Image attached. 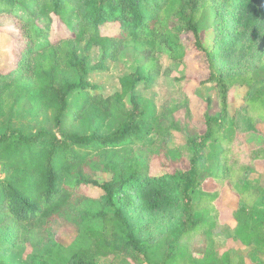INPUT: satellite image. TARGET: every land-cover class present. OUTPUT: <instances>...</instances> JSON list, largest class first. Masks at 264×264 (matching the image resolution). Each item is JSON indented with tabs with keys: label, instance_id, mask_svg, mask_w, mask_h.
Instances as JSON below:
<instances>
[{
	"label": "trees",
	"instance_id": "trees-1",
	"mask_svg": "<svg viewBox=\"0 0 264 264\" xmlns=\"http://www.w3.org/2000/svg\"><path fill=\"white\" fill-rule=\"evenodd\" d=\"M3 14L15 19L20 47L15 68L0 73V264H99L103 254L133 264H264V185L247 177L264 150H250L246 160L239 150V133L264 125V55L244 72L220 66L224 45L231 54L244 41L252 51L263 40L264 0H0ZM54 18L69 37L50 39ZM184 34L205 57L208 78L200 84L214 85L219 111L204 114L202 134L187 136L184 172L151 175L154 161L171 169L183 160L169 138L173 115L189 111L190 99L179 91L159 107L150 92L186 64ZM92 50L100 52L94 69ZM127 51L135 61L125 62L113 93L90 83L88 74L119 66ZM237 85L248 92L232 114L228 94ZM208 180L212 193L201 188ZM226 186L238 198L231 226L214 204ZM90 187L101 196L90 197ZM129 209L173 212L165 244L141 239ZM63 226L76 228L69 245L54 239ZM198 231L205 238L216 231L249 251L204 245L195 255L181 242ZM19 247L30 248L28 260L7 262Z\"/></svg>",
	"mask_w": 264,
	"mask_h": 264
},
{
	"label": "rangeland",
	"instance_id": "rangeland-1",
	"mask_svg": "<svg viewBox=\"0 0 264 264\" xmlns=\"http://www.w3.org/2000/svg\"><path fill=\"white\" fill-rule=\"evenodd\" d=\"M50 26V39L56 41L60 38L69 37L70 30L62 25L61 22L54 18ZM18 28L15 26V19L11 18L7 14L0 15V73H8L15 68L17 61V54L20 44L18 41ZM184 46L187 50V62L181 65L180 68L172 70L169 77H161L157 85L152 90L151 98L155 101L156 105L161 107L162 104L168 99L174 97L179 91H183L185 95L190 99V110L183 108L173 115L176 123V129L170 132L169 146L179 150L182 153L183 160L180 164L175 165L173 168L168 169V162L161 164L158 161H154L150 165V174L156 175L162 172H172L173 169L180 171L186 170L189 167L190 149L187 147V136L193 134H202L204 130L203 116L206 112L216 114L219 109L216 105V91L214 85L209 83L208 85H201L200 82L208 78V71L206 67L205 57L202 54L197 53L192 49L191 43L193 37L191 34H184L182 37ZM211 44V34L205 39V47ZM246 42L244 41L242 47H239L235 53L228 54L227 46L222 47V56L220 58V66L223 70L234 68H240L242 72L245 69H249L260 61L264 55V38L258 40L252 47V51L244 49ZM81 51V49H80ZM248 51L250 55L244 56V53ZM82 53V51H81ZM90 57V66L94 69L98 63L100 52L98 50H92L88 53ZM135 55H132L128 51L120 63L119 66H114L105 72L94 74H88V80L90 83L99 86L100 90L105 94H111L115 91L118 85V75L124 72L123 66L125 62L135 61ZM162 67L168 68L169 61L166 56L160 57ZM122 65V66H121ZM171 67V66H170ZM248 88L243 85H237L233 87L228 94V104L230 106V113L240 112L243 107L244 99L247 95ZM211 98V107L208 110L205 105L206 99ZM256 134H241L239 133V141L241 146L239 147L241 157L246 160V153L250 150L263 149L264 150V125L257 124L255 126ZM241 163V162H240ZM254 171L247 174L248 179L257 181L259 184L264 185V162L259 161L255 163ZM108 174H97L96 179L106 180ZM215 182L208 180L201 186L205 192L212 193L216 188ZM87 194L90 197L98 198L101 196V191L88 188ZM213 203V201H212ZM209 203V204H212ZM214 204L218 210L220 219L225 221L230 226L234 224L232 219V211L238 205V198L229 187H224L220 197L214 201ZM127 215L132 219V223L136 229L139 230V236L146 241H159L163 245V236L167 233L168 229L174 222V214L170 210H158L154 213L144 214L139 216L132 212L130 209L127 211ZM215 236L214 240L212 237ZM217 236V237H216ZM76 237V228L71 226H63L57 232L54 233V239L63 244L69 245L74 241ZM184 247L194 253L195 255H202L204 245L220 248L219 253L228 251L230 255L248 253L249 248L245 247L242 243L234 239H224L218 232L213 231L210 237L205 238L202 231H198L192 236L185 237L182 242ZM31 253L28 247H19L14 252H7L6 259L9 262L12 259L27 261ZM260 258L263 259L262 256ZM99 264H133L129 259H125L122 256H115L113 254H103L97 258ZM246 264H250L246 261Z\"/></svg>",
	"mask_w": 264,
	"mask_h": 264
}]
</instances>
